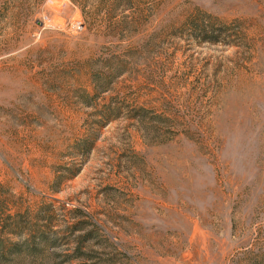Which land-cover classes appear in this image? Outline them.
I'll return each instance as SVG.
<instances>
[{
	"label": "rangeland",
	"instance_id": "374dc122",
	"mask_svg": "<svg viewBox=\"0 0 264 264\" xmlns=\"http://www.w3.org/2000/svg\"><path fill=\"white\" fill-rule=\"evenodd\" d=\"M0 264H264V0H0Z\"/></svg>",
	"mask_w": 264,
	"mask_h": 264
}]
</instances>
